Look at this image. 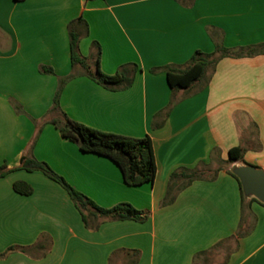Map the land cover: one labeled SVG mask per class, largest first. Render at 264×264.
<instances>
[{
    "label": "crops",
    "instance_id": "1",
    "mask_svg": "<svg viewBox=\"0 0 264 264\" xmlns=\"http://www.w3.org/2000/svg\"><path fill=\"white\" fill-rule=\"evenodd\" d=\"M78 17L87 23L78 53L89 71L97 42L101 72L137 66L129 87L108 90L71 63L67 25ZM216 44L264 46V0H0V166L8 170L0 177V264H126L132 251L136 264H264V204L242 198L229 173L234 164L264 170V51L223 57L187 89L166 82V66L184 68ZM67 76L59 106L69 118L149 137L152 183L127 185L109 158L81 152L48 123ZM234 146L245 150L230 163ZM22 156L46 162L99 206L126 202L146 219L85 228L59 184L19 168ZM183 170L205 175L183 188L181 177L170 183ZM16 181L32 192H16ZM168 188L173 199L163 204Z\"/></svg>",
    "mask_w": 264,
    "mask_h": 264
},
{
    "label": "trees",
    "instance_id": "2",
    "mask_svg": "<svg viewBox=\"0 0 264 264\" xmlns=\"http://www.w3.org/2000/svg\"><path fill=\"white\" fill-rule=\"evenodd\" d=\"M67 30L72 64L78 63L82 65L87 70L89 78L108 90H121L132 84L134 74L137 70L135 64L122 65L118 71L112 75L100 71L98 67L100 47L97 42H93V47L96 48L93 64L94 71H89V65L86 62V58L81 57L78 53L79 39L82 35H86L88 32L85 20L81 17L71 20L67 25ZM263 51L264 46L231 49L226 48L221 44H216L215 52L212 54H205L196 50L191 56L187 66L184 68L171 66H166L164 68L166 82L172 91L187 89L195 82L203 79L206 76L208 69L212 70L219 59L223 57L250 56ZM40 71L48 74L53 73L52 69L48 67H40ZM151 71L156 70L152 69ZM70 77L71 76H67L59 79L53 104L49 110L50 113H55L56 115L55 117L50 118L48 123L52 124L63 138L76 144L81 152L92 153L109 158L118 166L123 181L127 185L135 186L143 183H152L155 177V161L152 145L148 136L136 138L104 132L69 118L60 109L59 95L63 85ZM234 120L236 126L240 128L242 124L239 122L237 113L234 114ZM39 132L40 129L38 130V133ZM35 140L36 136L34 138V141ZM244 150L245 149L241 146L230 148L227 153L228 162L242 161ZM19 168L27 172L40 171L46 177L59 184L66 191L74 207L80 214L84 227L89 230H96L102 221L130 219L142 222L146 219L145 212L134 208L131 204L126 202L118 203L109 208L97 205L88 196L70 185L61 175L54 172L46 162L38 161L33 157L22 156ZM7 172L8 170H6L5 165L0 166V177L4 176ZM216 172L217 169L211 175L212 178L215 176ZM204 173L205 171L202 170L174 171L171 173L169 180L170 183H173L177 178H183V184L180 186V188H183L189 185L193 180L204 177ZM229 173L238 182L240 194L243 198V192L237 176L231 171H229ZM169 188L168 195L164 199L163 204L171 202L173 199L172 197H169ZM13 189L24 195H29L32 192L31 186L23 181L14 182ZM251 200L259 202L255 198H251ZM126 253L133 256V259L126 262V264H136L137 252L132 251Z\"/></svg>",
    "mask_w": 264,
    "mask_h": 264
},
{
    "label": "water",
    "instance_id": "3",
    "mask_svg": "<svg viewBox=\"0 0 264 264\" xmlns=\"http://www.w3.org/2000/svg\"><path fill=\"white\" fill-rule=\"evenodd\" d=\"M230 171L237 176L243 195L264 204V170L249 164L233 165Z\"/></svg>",
    "mask_w": 264,
    "mask_h": 264
},
{
    "label": "rangeland",
    "instance_id": "4",
    "mask_svg": "<svg viewBox=\"0 0 264 264\" xmlns=\"http://www.w3.org/2000/svg\"><path fill=\"white\" fill-rule=\"evenodd\" d=\"M96 203V202H95ZM98 205V204H97ZM102 207V206H101Z\"/></svg>",
    "mask_w": 264,
    "mask_h": 264
}]
</instances>
